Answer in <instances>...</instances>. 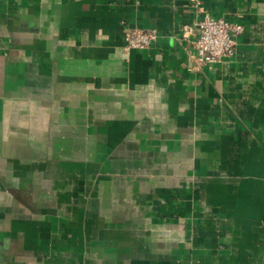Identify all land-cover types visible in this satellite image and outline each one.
Wrapping results in <instances>:
<instances>
[{"label":"crops","instance_id":"obj_1","mask_svg":"<svg viewBox=\"0 0 264 264\" xmlns=\"http://www.w3.org/2000/svg\"><path fill=\"white\" fill-rule=\"evenodd\" d=\"M201 2L192 72L188 0H0V264H264V0Z\"/></svg>","mask_w":264,"mask_h":264},{"label":"built area","instance_id":"obj_2","mask_svg":"<svg viewBox=\"0 0 264 264\" xmlns=\"http://www.w3.org/2000/svg\"><path fill=\"white\" fill-rule=\"evenodd\" d=\"M196 18L186 24L182 37L189 41V65L192 72L212 65L220 59H231L236 55V37L244 26L239 21L215 17L206 12L201 0H188ZM158 38L155 28H142L122 23V49H143L153 45Z\"/></svg>","mask_w":264,"mask_h":264}]
</instances>
